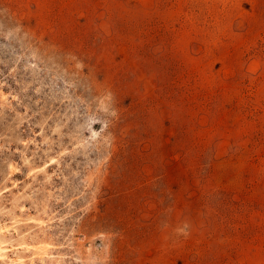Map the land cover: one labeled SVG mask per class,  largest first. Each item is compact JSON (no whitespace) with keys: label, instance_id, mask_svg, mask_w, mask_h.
I'll use <instances>...</instances> for the list:
<instances>
[{"label":"rangeland","instance_id":"rangeland-1","mask_svg":"<svg viewBox=\"0 0 264 264\" xmlns=\"http://www.w3.org/2000/svg\"><path fill=\"white\" fill-rule=\"evenodd\" d=\"M5 219L0 264H264V0H0Z\"/></svg>","mask_w":264,"mask_h":264},{"label":"bare ground","instance_id":"bare-ground-1","mask_svg":"<svg viewBox=\"0 0 264 264\" xmlns=\"http://www.w3.org/2000/svg\"><path fill=\"white\" fill-rule=\"evenodd\" d=\"M7 218L13 219V216H8ZM13 222H14V220H12L11 221V224H9V225H6V219L4 221H1L0 222V254L3 253V250L6 248V246L8 244H11V239L10 238H7L5 234H6L7 231H9L11 228H13V226H12L13 225L12 224ZM22 243L23 244L25 243L24 240H22ZM16 244H19V242L17 241ZM16 248H17V246H16ZM40 249L41 250L44 249V251H45L46 247L45 246H41Z\"/></svg>","mask_w":264,"mask_h":264}]
</instances>
